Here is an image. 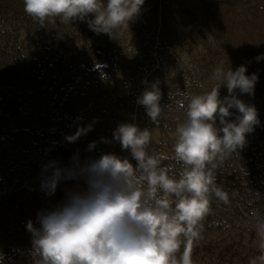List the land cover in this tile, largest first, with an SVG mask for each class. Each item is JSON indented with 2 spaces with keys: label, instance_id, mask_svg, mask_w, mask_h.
I'll use <instances>...</instances> for the list:
<instances>
[{
  "label": "rangeland",
  "instance_id": "374dc122",
  "mask_svg": "<svg viewBox=\"0 0 264 264\" xmlns=\"http://www.w3.org/2000/svg\"><path fill=\"white\" fill-rule=\"evenodd\" d=\"M11 13L0 18V83L17 82L24 114L5 123L6 144L0 146V166L11 167L4 175L12 181L0 189V250L32 246L27 222L39 227L37 213L54 206L55 195L41 190L43 180L20 164L34 155L31 132H55L61 114L69 120L89 119L87 147L100 135L110 141L104 143L108 153L132 163L128 150L113 140V132L122 123L135 124L141 130L149 128L151 146L171 157L176 127L187 118L189 98L218 84L212 78L217 67L235 71L243 65L246 75L257 74L255 90L260 94L241 95L237 90V98L253 105L257 118L264 119V59L256 60L264 54V0H145L129 30L117 29L112 38L94 33L86 22L40 23L26 14ZM83 65L98 66L101 73L82 74ZM153 83H158L161 98L174 89L185 102L181 111L161 113L165 129L152 124L145 108L137 104ZM227 95L221 87L220 99ZM230 111L233 115L226 119L234 122L239 113ZM96 152L95 147L89 156L95 158ZM256 196L264 201V193ZM262 216L264 204L236 227L210 232L198 243L220 249L240 241L242 251H259L255 224ZM216 255L217 250L213 255L201 253L198 261L217 264Z\"/></svg>",
  "mask_w": 264,
  "mask_h": 264
},
{
  "label": "clouds",
  "instance_id": "9594fccd",
  "mask_svg": "<svg viewBox=\"0 0 264 264\" xmlns=\"http://www.w3.org/2000/svg\"><path fill=\"white\" fill-rule=\"evenodd\" d=\"M23 2L26 15L37 22H86L94 33L112 38L117 29L129 30L145 0ZM261 59L264 54L256 57ZM246 72L243 65L235 71L217 67L212 78L218 84L189 98L187 118L176 127L171 157L151 146L149 128L122 123L113 140L122 150H130L135 166L113 153L84 163L74 157L73 166L66 169L55 162L46 165V171L51 169L41 183L46 195H55L62 181L83 180L84 186L66 191L63 201L38 212L39 227L27 222L34 264H194L193 249L202 238L212 196L229 203L228 193L216 184V171L228 155L244 147L246 134L258 123L256 108L236 94L239 90L241 95H254L258 76ZM221 87L228 92L223 100ZM161 96L158 83H153L137 99L155 126L164 110ZM180 107L185 105L181 102ZM231 109L239 113L234 122L226 119L233 115ZM90 131L91 124L65 139L74 143ZM101 142L110 143L106 138ZM95 146L91 142L89 150ZM167 160L174 163L164 164ZM255 234L259 254L248 264H264V216L257 219Z\"/></svg>",
  "mask_w": 264,
  "mask_h": 264
},
{
  "label": "trees",
  "instance_id": "16d2710c",
  "mask_svg": "<svg viewBox=\"0 0 264 264\" xmlns=\"http://www.w3.org/2000/svg\"><path fill=\"white\" fill-rule=\"evenodd\" d=\"M12 12L16 17L25 15L24 2L22 0H0V18ZM227 58H231V54H227ZM257 69V65H254ZM94 70L101 73L98 66L81 67L82 74H86ZM74 82V81H73ZM72 84V83H71ZM258 86V85H257ZM256 86L255 94L259 97ZM68 90V89H67ZM260 90V89H259ZM263 92V89H261ZM184 99V98H183ZM185 105L184 100L177 96V91L171 89L165 98H161L160 105L164 110L162 112H170L174 109L181 111L180 103ZM169 106V107H167ZM161 112V113H162ZM24 114L22 93L15 81H5L0 83V146H5L7 135L5 132V123ZM258 123L254 126L253 131L245 136L244 147L238 148L236 153L228 155L219 165L216 171V184L223 191L228 193L229 203L224 204L214 195L210 202V213L203 221L202 237L210 232L226 230L236 227L237 223L243 222L254 214L264 201L257 198V194L264 193V119L257 118ZM58 129L51 133L48 131L33 130L31 138L34 142L35 152L31 159L23 167H29L32 173H35L37 179L44 178L51 174V169L45 170V166L50 162H55L56 167L61 169L73 166L74 157L78 158L81 163L89 160L99 159L102 154L108 153L101 142V136L97 135L95 142L97 152L95 158L89 156L90 150L85 142L84 135L74 143L66 141L65 137L75 135L78 128H86L89 125V119L86 117H74L69 120L64 114L58 118ZM160 129H165L159 117ZM222 135V133H221ZM176 140V139H175ZM175 140L172 142V152ZM129 156L130 150H128ZM2 153L5 151L2 149ZM135 166V160H132ZM174 163L172 160L164 161V164ZM177 169L180 165H175ZM6 168L10 166H0V189L6 183L12 181L4 175ZM84 186L83 180L62 181L55 192L54 206L65 199L66 191L79 190ZM250 241L254 239V233L250 232ZM249 241V242H250ZM240 241L237 243L232 241L223 248L218 249L216 245L210 243L201 245L198 243L192 253L194 264H200L198 259L200 254L213 255L217 250V264H248L249 258L259 254L250 248L242 251ZM182 251V249H181ZM0 264H34L32 255V246L11 247L5 246L0 250Z\"/></svg>",
  "mask_w": 264,
  "mask_h": 264
}]
</instances>
